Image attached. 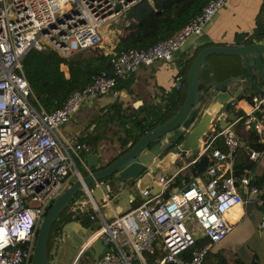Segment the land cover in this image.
Wrapping results in <instances>:
<instances>
[{
    "label": "built area",
    "instance_id": "1",
    "mask_svg": "<svg viewBox=\"0 0 264 264\" xmlns=\"http://www.w3.org/2000/svg\"><path fill=\"white\" fill-rule=\"evenodd\" d=\"M136 1L0 0V264H29L35 230L45 209L65 183L75 177L81 179L77 163L85 167L84 144L65 138L58 131L59 125L84 100L113 89L118 78L139 65L172 61L184 40L199 34L226 0H207L184 24L146 48L113 51L109 72L101 70L82 87L71 90L59 106L46 110L24 76V54L30 49H52L68 56L98 44L100 28ZM174 77L179 88L182 74L177 71ZM263 108L264 88L262 95L251 96L250 107L242 115L222 128L213 125L191 160L219 139L222 147L210 148L213 161L207 165L205 176L193 175L185 186L173 189L163 199L158 193L167 176H163L160 190L106 219L100 210V205L109 202L106 193L102 194L105 202L99 203L91 198L89 188H84L95 226L77 254L84 249L82 245L99 239L108 249L92 264H201L209 247L230 228L227 211L243 202V193H258L250 176L232 173L231 161L239 142L231 126L240 121L243 128L254 124L264 127L257 114ZM258 155L255 149L248 153L251 159ZM257 202L262 204L259 197ZM74 203L73 208L84 205L79 200ZM188 218L200 228L205 241L191 248L186 257L181 252L194 243L185 223ZM257 225L264 231V205L259 209ZM157 246L160 256H155Z\"/></svg>",
    "mask_w": 264,
    "mask_h": 264
},
{
    "label": "trees",
    "instance_id": "2",
    "mask_svg": "<svg viewBox=\"0 0 264 264\" xmlns=\"http://www.w3.org/2000/svg\"><path fill=\"white\" fill-rule=\"evenodd\" d=\"M206 1L138 0L130 5L122 15L116 18L121 23L117 27L114 24V28L116 29L115 41L110 50L105 51L98 44H94L68 56H60L52 49H30L22 58L24 76L38 102L46 110H52L63 102L71 90L82 87L101 70L109 72L110 56L113 51L117 52L129 47L146 48L156 41L166 38L173 30L196 14ZM260 14L261 10L255 16L254 24L250 30L236 31L234 33V39L230 44L264 40V16ZM208 44H212V41L198 42L193 48L187 51L188 54L183 61L178 62V71L182 74L181 88H173L169 91L162 107L152 105L149 109L142 110L143 113L138 116L139 109L136 112L135 110L125 111L118 102L107 103V112L114 118H118L119 130L122 132L121 137L118 138L122 146L128 140L135 141L145 130L150 129L172 115L183 100L185 91L184 76L192 57L201 47ZM212 55L225 54L213 53L206 56V64L200 67L198 73V91H202L206 83L215 78L216 71L213 66L214 64L209 61V57ZM60 63L66 64V75L60 69ZM128 74L126 77L118 78L114 87L119 88L129 85L132 77L131 72ZM227 77L228 81L232 83L233 77L229 75ZM240 94L238 93L236 98L239 99L241 97ZM209 101L210 91L205 89L203 90L201 99L198 101V106L202 109ZM227 107H230L229 103H227ZM235 113L240 115L242 111L237 110ZM257 114L264 121V108L262 112H258ZM231 128L239 142L236 150L239 148L241 152V157L234 161L232 165V173L236 177H239L243 174H249V171L256 163L257 158L251 159L248 157L250 149H255L259 153L264 151V142L261 140V137L264 135V129L257 131L254 127L243 128L240 121L233 123ZM98 138L97 133L92 135L87 134L83 138H79L76 142L83 143L85 147L84 151L87 152L92 149L93 142ZM215 145L220 148L222 147L219 139H215L206 151L199 154L193 161L187 163L183 171L178 170L172 176L168 174L167 177L169 179L158 193V198L163 199L169 195L172 189L185 186L193 175L199 174L205 176L204 171L207 165L213 161L210 148ZM168 149L163 148L161 152ZM196 153L192 151L188 155H180V157L174 159V163L177 166L180 165L181 158H185L187 161L192 160ZM78 166L80 165L77 164ZM82 171L85 172V170ZM250 180L258 188L257 195L262 201L260 206L264 205V163L258 173L252 174ZM127 183L129 185L132 184V179L127 180ZM116 189V187L110 186L108 189L109 195H112ZM80 193L81 191L68 202L67 206L52 223L47 239V258L51 255V242H53L57 234L61 233V227L66 221L74 219L88 230H91L95 226L94 219L89 217L90 213L93 212L89 203H85L81 208H73L75 198ZM148 196H151L149 192L146 195L138 194V199L133 200L132 206H136L137 203ZM193 236L194 243L181 252L186 257L189 256L190 249L199 246L202 241L201 239H204L197 234H193ZM157 247L158 250H156L155 256H160L161 248L159 246ZM83 252L84 249L77 256L80 257ZM89 256L90 253L84 256V258L89 260ZM48 264H50L49 258ZM201 264H227V262L226 258L220 254H215V257L211 259V254L207 250L202 258Z\"/></svg>",
    "mask_w": 264,
    "mask_h": 264
},
{
    "label": "crops",
    "instance_id": "3",
    "mask_svg": "<svg viewBox=\"0 0 264 264\" xmlns=\"http://www.w3.org/2000/svg\"><path fill=\"white\" fill-rule=\"evenodd\" d=\"M258 1L259 0H230L228 4V11L230 13L221 11L225 6L224 3L223 6L219 8L209 19V21L205 23L199 34L190 35L184 40L179 49L175 51L172 61H154L151 64L139 65L136 70L131 72L132 80L126 87H113V89L104 94L95 95L84 100L79 108L66 121L59 125V133L73 142L78 141L79 138H83L87 134L92 135L97 133L99 138L93 142L92 149L87 152L85 151V153L94 152L99 158L108 157L117 148L123 146L120 144L121 142L118 138L122 135L118 126V118H114L109 112H107V103L118 102L125 111L135 110L136 112L139 109L138 116L143 113L142 110L149 109L152 105L162 107L170 90L166 88L167 82H165V79H167L168 75L169 77H172L173 74L175 75L177 73L178 62L183 61L188 54L187 51L193 48L198 42L202 41L230 44L234 39V33L236 31L250 30L254 24V19L257 13H259L262 8V10H264V4H261L263 2L258 3ZM256 3L259 4L257 11L246 15L245 12L249 9V6L253 7ZM262 15L264 16V14ZM244 23V26H239ZM222 56L212 55L209 57V61L214 64L213 66L216 71L215 78L212 80H221L227 78L229 75L234 77L232 82L238 83L240 87H242V93L240 94L241 97L239 99L236 98L239 92H234L235 98L233 99V103L228 102L230 107H227L235 114L236 118L237 115H239L235 113L237 110H241L242 113L240 114H243L244 111L249 109V97L251 98L252 95L258 94V90H255L252 86H247L244 78L238 79V56ZM214 61L217 63H214ZM60 69L63 70L64 74H67L66 65L64 63H60ZM263 76L264 70L261 75L254 77L255 82H257L262 90L264 88ZM175 84L172 85L173 88H176ZM228 84H230V82H228ZM181 85L182 83H180V88ZM221 115H224L223 112ZM110 117L111 119H109ZM230 121L231 120H229L228 123ZM253 127L257 131H262L264 129V127L257 126L256 124H254ZM261 140L264 142V135L261 137ZM201 143L198 148H200ZM161 147L162 146H160L156 156L149 163V168L154 166L152 171L147 170L149 171L150 178L144 177L138 182L141 187H146L144 191L145 193L147 191L150 194H154L160 190V184L156 182L155 176H167L168 174H172L174 171H183L185 169V165L191 162V159L187 161V159L181 158L180 165L177 166L174 163V159L176 157H180V155L176 154L171 157L163 156L167 150L161 152L163 149H161ZM197 150L198 149H193L186 154L188 155L192 151L198 152ZM239 157H241V152L238 148L233 155L231 165H233L234 161L238 160ZM256 158L255 165L249 171L250 173L246 174L250 176V178L252 174L258 173L261 170L264 163V151L259 153ZM79 165V170L86 169V166L84 167L81 164ZM172 165L174 169L170 172V167ZM220 165L221 164H219V166ZM107 189H109V186H107ZM105 193L109 202L100 205V210L102 216L107 219L114 213L133 207V200L138 199V194L141 192H139V189H136L134 183L130 185L126 183L123 186H119V188H117L112 195H109V191H106ZM143 193H141V195ZM123 194L126 195V198L121 202H118V198ZM243 197L244 200L242 203L231 208L226 213L227 221L230 224L228 232L222 239L213 243L209 247L208 251L211 254V259L215 257V254L224 256L227 264H264V231L260 230L257 225L259 209L261 207L257 202L258 195L255 193H243ZM104 198L105 196L102 195L99 203L105 202ZM83 203L85 204L88 202ZM85 231L86 235L81 234L79 236L81 238V243L83 242V237H86L89 233L87 230ZM197 235H200V233ZM201 240L202 243L205 241V238ZM95 244L94 248L88 247L90 253L95 251V249L99 251L101 250L100 243L95 242ZM79 247L74 253L69 264H72L74 259L77 257ZM90 264H92L91 261Z\"/></svg>",
    "mask_w": 264,
    "mask_h": 264
},
{
    "label": "water",
    "instance_id": "4",
    "mask_svg": "<svg viewBox=\"0 0 264 264\" xmlns=\"http://www.w3.org/2000/svg\"><path fill=\"white\" fill-rule=\"evenodd\" d=\"M213 53L238 56V79L244 78L247 86H252L258 90L259 95H262L263 90L255 82L254 77L261 75L264 70V40L239 44L212 43L201 47L192 57L185 72L184 97L171 116L145 130L135 141H127L123 147L117 148L106 158H99L94 152L83 155L86 169L85 172L79 170L81 179L75 177L55 196L36 227L29 264H48L47 239L51 225L68 202L80 191L75 200L89 201L84 188H89L91 198L98 201L102 193L108 191L107 186L119 188L126 184L127 180L132 179L136 189L143 192L146 187H141L138 182L144 177L150 178L149 171H152L154 166L150 168L148 166L160 146H162L161 149L169 148L163 156L184 155L193 149H199L201 139L213 125L222 128L228 124L229 120L235 119V114L227 108L226 104L233 103L234 92L242 93V87L238 83L228 84L227 77L221 80H210L202 91L197 90L199 69L206 64V56ZM205 89L210 91V101L201 109L198 101ZM222 112L224 115H221ZM61 229L86 235L85 227L74 219L66 221ZM82 241L85 243L86 237H83ZM95 242L100 243L101 250L95 249L90 254L91 263L95 261L99 253L108 249L107 245L97 239L85 246L82 245V248L86 246L94 248Z\"/></svg>",
    "mask_w": 264,
    "mask_h": 264
},
{
    "label": "rangeland",
    "instance_id": "5",
    "mask_svg": "<svg viewBox=\"0 0 264 264\" xmlns=\"http://www.w3.org/2000/svg\"><path fill=\"white\" fill-rule=\"evenodd\" d=\"M229 2H230V0L225 1V6L221 10L222 12L230 13L228 11ZM261 2H263V3H261ZM258 3L264 4V0H259ZM258 3L254 4L253 7L249 6V9L245 12V14L248 15L251 12H253V13L256 12L257 7L259 5ZM262 9H261L260 15L264 14V10H262ZM258 14L259 13H257V15ZM119 23H121V21L119 19H116L115 21L113 20L110 24H107V25L105 24L100 28V29H102V36H101V40L98 43V45L101 46L105 51H108L112 48L113 43L115 41L114 35L116 33V29L114 28V24H116L115 27H117ZM244 25H245V23L240 24L239 26H244ZM220 56H222V55H220ZM222 57H225V56H222ZM159 61H161V60H159ZM214 63H217V62L214 61ZM227 63H229V62H227ZM165 80H166L165 82H167L166 88L170 89L169 91H171L173 89L172 85H174L176 82L174 74L172 75V77L171 76L169 77V75H168L167 79H165ZM181 83H182V81H181ZM173 169H174V167L172 165L170 167V172ZM162 178H163V176H161V175L159 177L155 176V180L159 184L162 182ZM68 184H69V182L65 183L64 186L62 187V189ZM125 198H126L125 194L121 195L118 198V202H121ZM97 202H100V200H98ZM185 223H186V226L189 228V230L191 231L192 234H199L201 232L200 228L196 225L194 220L188 218L185 220ZM189 225H192V226H189ZM86 230L89 233L91 231V230L88 231V229H86ZM80 245H81V238L79 236H77V234L71 233V231H69L68 229L61 231V233H59L55 236L53 242H51V247H50L51 255L48 256L50 264H69L74 253L76 252L77 248ZM88 253H90V250L87 247L84 249V252L81 254L80 257L77 256L74 259L72 264H90V256H89V260H86L84 258V256H87Z\"/></svg>",
    "mask_w": 264,
    "mask_h": 264
},
{
    "label": "clouds",
    "instance_id": "6",
    "mask_svg": "<svg viewBox=\"0 0 264 264\" xmlns=\"http://www.w3.org/2000/svg\"><path fill=\"white\" fill-rule=\"evenodd\" d=\"M65 65H66V64H65ZM250 99H251V98H250ZM237 116H238V115H237ZM215 128H218V127H215ZM209 131H210V130H209ZM209 131H208V132H209ZM208 132H207V133H208ZM204 136H205V135H204ZM87 235H88V234H87ZM86 238H87V236H86ZM82 243H83V242H82ZM82 243H81V244H82ZM80 246H81V245H80ZM85 248H87V246L84 247V249H85ZM77 255H78V254H77Z\"/></svg>",
    "mask_w": 264,
    "mask_h": 264
},
{
    "label": "flooded vegetation",
    "instance_id": "7",
    "mask_svg": "<svg viewBox=\"0 0 264 264\" xmlns=\"http://www.w3.org/2000/svg\"><path fill=\"white\" fill-rule=\"evenodd\" d=\"M72 233H74V232H72ZM77 234V236H80L81 234L80 233H76Z\"/></svg>",
    "mask_w": 264,
    "mask_h": 264
}]
</instances>
